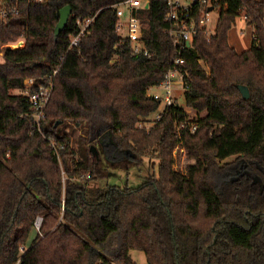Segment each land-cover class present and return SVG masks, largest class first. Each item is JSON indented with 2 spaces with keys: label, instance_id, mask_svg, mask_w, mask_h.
<instances>
[{
  "label": "trees",
  "instance_id": "16d2710c",
  "mask_svg": "<svg viewBox=\"0 0 264 264\" xmlns=\"http://www.w3.org/2000/svg\"><path fill=\"white\" fill-rule=\"evenodd\" d=\"M122 1L21 3L19 15L0 19V45L25 40L20 49L5 48L0 62V264H135L132 251L143 252L147 264H264V0L214 4V33L198 32L180 53L189 75L184 103L178 98L147 129L139 126L161 105L148 92L177 53L165 0H150L135 15L151 56L133 55L116 30ZM67 5L71 15L55 38ZM93 15L70 49L76 19ZM241 15L253 33L250 48L238 52L229 32ZM57 67L42 131L64 144L61 164L45 137L31 132L21 94L25 79L45 83ZM238 86L248 88V99ZM183 107L205 116L195 133L183 132L194 163L181 172L173 150ZM67 123L78 127V142L65 127L59 132ZM95 141L107 145L101 153L112 167L148 159L153 174L137 187L95 184L106 178Z\"/></svg>",
  "mask_w": 264,
  "mask_h": 264
},
{
  "label": "built area",
  "instance_id": "2783aa9c",
  "mask_svg": "<svg viewBox=\"0 0 264 264\" xmlns=\"http://www.w3.org/2000/svg\"><path fill=\"white\" fill-rule=\"evenodd\" d=\"M217 1L218 0H165L168 8L165 17V20L169 23L168 35L175 45L177 56L172 60V68L165 73L163 80L159 84L164 90V98L163 101H161L160 108L153 114L152 118L142 123L139 126L140 128L145 127L147 129L153 126L186 90V79L189 75L186 61L184 58L180 57L181 50H183L184 47L189 48L191 46L193 37L196 36L198 32L201 31L206 38H209V36L214 33L215 27H210V12L216 8L214 4ZM43 2L44 0H0V19H7L11 14L19 15V5L21 3L29 6L40 5ZM149 3L150 0H123L115 6L117 16L116 30L125 38L133 55H143L148 58L151 56V51L145 46L143 41V30L145 27L140 18L135 15V12L147 9ZM211 6L213 9L208 11V8ZM241 17L243 20L247 18L246 16ZM93 20L94 15L86 17L85 19H76L78 32L70 39V49L77 48L80 45L81 39L85 36L87 28ZM24 45L25 40L23 38L14 42L2 44L0 45V54L3 55V50L5 48L15 50L24 47ZM63 59V56L59 57V62L61 63ZM58 67L54 68L50 77L44 80L46 81L45 83H42L44 78L25 79L21 94L26 98L29 105L30 115L33 121L31 132H38L45 137L52 150L53 156H55L58 163L61 164V151L65 147L64 144L58 142L52 136H45L42 131V124L46 119V107L53 89V77L57 73ZM177 91H180V95H177ZM183 111L187 117L176 126L175 135L178 139V143L173 150V168L181 172H183V170L177 169L175 163L179 160L178 157H180L181 160L187 158V152L181 142L183 132L187 130L189 134L195 133L199 126V119L205 116L189 107H183ZM61 170L63 176L62 182L64 183L66 177L64 170L62 168ZM87 177H89V175ZM40 223L41 218L38 217V222L35 221L34 224L37 230L40 227Z\"/></svg>",
  "mask_w": 264,
  "mask_h": 264
},
{
  "label": "rangeland",
  "instance_id": "374dc122",
  "mask_svg": "<svg viewBox=\"0 0 264 264\" xmlns=\"http://www.w3.org/2000/svg\"><path fill=\"white\" fill-rule=\"evenodd\" d=\"M220 9L219 7H216L213 11L210 12V27L213 28L216 26L218 18H219ZM244 16V15H241ZM252 28L247 23L246 20H243L242 17H238L236 19V25L230 30L229 32V43L230 45L235 48L238 52L245 51L250 48V44L252 41ZM1 50V49H0ZM1 53V52H0ZM3 55L0 54V62H3ZM177 95H180V91L176 92ZM11 94L18 95L20 94V91L13 90L11 91ZM148 94L152 97H155L157 99H160V101H163L164 98V90L161 86L153 87L149 90ZM179 102L181 104L184 103L183 101V93L179 96ZM201 115H205L204 112H201ZM153 117V114L150 116V118ZM148 126V125H146ZM65 127V131L69 133H75L73 136V143L78 142V127H76L72 123H67L60 127L59 132L62 133V128ZM79 134V133H78ZM95 149L94 151L97 153V161L102 169V171L106 174L105 179H101L98 181H95L94 183L100 186H105L107 184L109 185H116V186H124L125 184L129 185L130 187H137L142 182L147 180L152 174H153V168L150 166V160L144 159L142 165L136 166L133 165L134 163L129 162V166L127 164H122L124 167H112L107 163V160L105 159L104 153H101L103 149H106L107 145H101L98 141H95L94 143ZM181 156V155H180ZM179 160L175 163V166L177 169L185 170L186 166L194 163L193 161L189 160L188 158L181 160L180 157H178ZM233 158L225 160V162L231 161ZM157 163V161H155ZM117 165V164H115ZM121 165V164H118ZM36 222H38V218L36 219ZM38 230L37 227L34 226V229L30 232L29 239L27 240L26 244H30L31 240L35 237ZM26 246V245H25ZM132 260L135 262V264H147L145 255L141 251H132L130 253Z\"/></svg>",
  "mask_w": 264,
  "mask_h": 264
},
{
  "label": "water",
  "instance_id": "95a60500",
  "mask_svg": "<svg viewBox=\"0 0 264 264\" xmlns=\"http://www.w3.org/2000/svg\"><path fill=\"white\" fill-rule=\"evenodd\" d=\"M212 9L213 8L211 6L208 8V11H211ZM70 15H71L70 6L67 5L60 10L59 21L56 24L55 29H54V37L55 38L60 34L62 29L64 28V26L68 22ZM238 89H239V91H240V93L244 99L249 98V91H248V88L246 86H238ZM253 182H260V178L259 177L255 178V180ZM261 188H262V184H261Z\"/></svg>",
  "mask_w": 264,
  "mask_h": 264
},
{
  "label": "bare ground",
  "instance_id": "6f19581e",
  "mask_svg": "<svg viewBox=\"0 0 264 264\" xmlns=\"http://www.w3.org/2000/svg\"><path fill=\"white\" fill-rule=\"evenodd\" d=\"M38 224V223H37Z\"/></svg>",
  "mask_w": 264,
  "mask_h": 264
},
{
  "label": "crops",
  "instance_id": "0c3cea01",
  "mask_svg": "<svg viewBox=\"0 0 264 264\" xmlns=\"http://www.w3.org/2000/svg\"><path fill=\"white\" fill-rule=\"evenodd\" d=\"M28 245V244H27Z\"/></svg>",
  "mask_w": 264,
  "mask_h": 264
}]
</instances>
